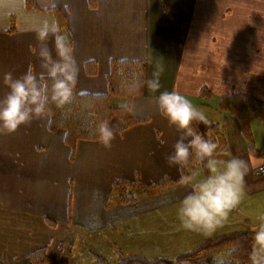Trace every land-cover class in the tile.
I'll use <instances>...</instances> for the list:
<instances>
[{
  "label": "crops",
  "instance_id": "crops-1",
  "mask_svg": "<svg viewBox=\"0 0 264 264\" xmlns=\"http://www.w3.org/2000/svg\"><path fill=\"white\" fill-rule=\"evenodd\" d=\"M52 9L74 43L77 94L106 95L110 64L122 61L143 64V89L129 105L135 124L107 120L116 132L110 148L78 140L72 153L65 131H50L47 118L0 133V263L27 264L40 249L47 264H82L77 257L86 248L83 264L143 255L123 248L125 235L149 231L156 209L177 208L191 191L167 160L181 132L158 110L161 91H179L216 125L219 158L248 166L241 198L264 199V175L254 173L264 155L248 151L236 118L219 109L236 96L264 101V0H0V74L18 76L29 64L41 72L30 46L37 45L33 29L54 18ZM47 45L51 51V38ZM155 73L160 88L151 92L146 82ZM6 92L0 86V97ZM250 133L254 149L264 150L260 119L250 122ZM120 182L135 201L119 202ZM243 207L240 201L224 223L245 217ZM184 232L201 242L213 234Z\"/></svg>",
  "mask_w": 264,
  "mask_h": 264
},
{
  "label": "clouds",
  "instance_id": "clouds-1",
  "mask_svg": "<svg viewBox=\"0 0 264 264\" xmlns=\"http://www.w3.org/2000/svg\"><path fill=\"white\" fill-rule=\"evenodd\" d=\"M33 31L37 45L30 46V52L37 57L41 72H34L29 64L18 76L12 71L0 74V86L7 89L0 97V133H13L34 120H50L52 106L62 109L74 97L78 67L70 35L54 18L45 19ZM146 84L156 92L160 88L158 73ZM155 100L161 116L181 132L167 156L168 163L179 171L187 169L185 179L192 182L191 191L177 206L178 220L187 230L211 234L240 201L248 166L239 157L219 158V141L206 138L191 126L193 121H209L187 96L175 90L161 91ZM95 135L103 147L110 148L116 132L102 120ZM254 242L256 251L264 252V221L254 233ZM253 264H264V259L253 255Z\"/></svg>",
  "mask_w": 264,
  "mask_h": 264
},
{
  "label": "trees",
  "instance_id": "trees-1",
  "mask_svg": "<svg viewBox=\"0 0 264 264\" xmlns=\"http://www.w3.org/2000/svg\"><path fill=\"white\" fill-rule=\"evenodd\" d=\"M91 6L93 5L91 4ZM52 13L60 27L67 32L64 18L56 9H52ZM143 84L144 66L142 63L135 61L112 62L107 94L101 96L80 95L75 90L72 101L62 109L52 106L49 130L63 129L65 131L64 142L73 153L78 140L97 141L95 128L102 120L107 121L112 117H117L129 127L136 123L130 116V101L141 95ZM115 99H123L124 105L116 104ZM219 109L236 118L241 135L248 145V151L254 155H264V150L256 151L254 149L250 133V122L254 119H260L264 126V101L257 103L249 97L236 96L222 100ZM208 121V124L193 121L191 126L206 138L216 140L214 135L216 132L211 133L216 125L209 119ZM204 125H206V129L203 128ZM180 175L182 181H186L185 177L189 175V172L185 169L180 171ZM127 186L128 184L125 182L116 184V188L121 190L119 202L123 204L136 200L135 194L126 190ZM50 224L52 223L50 222ZM253 247L254 233L238 231L204 239L195 248L172 259L129 256L109 261L105 257L96 256L94 264H253ZM225 248H231L228 259L220 261L214 254ZM26 262L27 264H47L45 250L40 249L31 253L26 258Z\"/></svg>",
  "mask_w": 264,
  "mask_h": 264
},
{
  "label": "rangeland",
  "instance_id": "rangeland-1",
  "mask_svg": "<svg viewBox=\"0 0 264 264\" xmlns=\"http://www.w3.org/2000/svg\"><path fill=\"white\" fill-rule=\"evenodd\" d=\"M238 1L239 0H237V2ZM207 113L213 115L211 111H207ZM256 124H258L257 126H260L259 121H257ZM213 132H216V130L211 131V133ZM214 135L216 136L215 133ZM189 184H192V182H189ZM259 198L260 197H258L257 200V197H254L251 202V197H242L240 201L242 202V206H244L242 210L245 213V217L236 218L230 223H223L208 237L215 238L214 235H216V233L220 236L238 231H250L255 233V231L258 230L260 223L264 221V199ZM176 210L177 208L171 210L164 208L156 209L154 212V227L149 228L148 231L146 227L143 228L141 226L143 231L140 232L139 235H125L123 238V248L133 249L142 253L143 255H140L141 257H162L172 259L175 256L190 251L198 246L201 243V240L188 239V235L184 232L186 229L181 226ZM256 247L257 246L254 242L253 255H256L257 259H264V252H257ZM93 248L94 246L92 245V249ZM82 249L84 250V245L78 238L74 251L76 254H80ZM230 251L231 248H225L216 252L214 255L218 260L224 261L228 259ZM77 258H80V263L82 264L89 261V248H86L85 253L80 254Z\"/></svg>",
  "mask_w": 264,
  "mask_h": 264
},
{
  "label": "built area",
  "instance_id": "built-area-1",
  "mask_svg": "<svg viewBox=\"0 0 264 264\" xmlns=\"http://www.w3.org/2000/svg\"><path fill=\"white\" fill-rule=\"evenodd\" d=\"M254 173L257 176L264 175V165L257 167Z\"/></svg>",
  "mask_w": 264,
  "mask_h": 264
},
{
  "label": "water",
  "instance_id": "water-1",
  "mask_svg": "<svg viewBox=\"0 0 264 264\" xmlns=\"http://www.w3.org/2000/svg\"><path fill=\"white\" fill-rule=\"evenodd\" d=\"M204 129H206V125L203 126ZM234 209V208H233Z\"/></svg>",
  "mask_w": 264,
  "mask_h": 264
}]
</instances>
